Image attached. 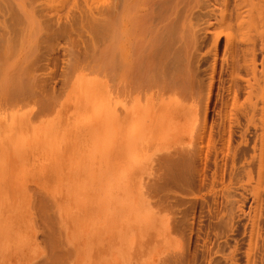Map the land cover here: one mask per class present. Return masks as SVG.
<instances>
[{"label":"rangeland","instance_id":"rangeland-1","mask_svg":"<svg viewBox=\"0 0 264 264\" xmlns=\"http://www.w3.org/2000/svg\"><path fill=\"white\" fill-rule=\"evenodd\" d=\"M24 51L44 91L0 88V182L21 187L0 264H264V0H0V67Z\"/></svg>","mask_w":264,"mask_h":264},{"label":"bare ground","instance_id":"bare-ground-1","mask_svg":"<svg viewBox=\"0 0 264 264\" xmlns=\"http://www.w3.org/2000/svg\"><path fill=\"white\" fill-rule=\"evenodd\" d=\"M134 1V0H133ZM181 1H183L184 2V0H181ZM186 2V1H185ZM160 3H161V1H160ZM170 3V2H169ZM129 4V3H128ZM134 4V2L131 4H129V5H127V7H126V9H125V11H127L128 13H129V11H131L132 9H133V6L136 8V6L137 5H133ZM165 5V4H164ZM175 6V5H174ZM164 7V6H163ZM169 7V6H168ZM173 7V6H172ZM171 8V7H170ZM173 10H175L176 11V9H174L173 8ZM182 10V13L185 11L183 8L181 9ZM184 10V11H183ZM173 13V12H172ZM171 13V14H172ZM185 13V12H184ZM166 14H168V12L166 13ZM160 15V14H159ZM163 15H164V13H163ZM179 17H181L180 15H178ZM178 16H176V17H178ZM159 17V16H158ZM170 17V16H169ZM199 17V16H198ZM163 18V17H162ZM165 18V17H164ZM171 18V17H170ZM174 18L175 17H173L172 19L174 20ZM182 18V17H181ZM180 18V19H181ZM172 19H171V21H172ZM179 19V18H178ZM184 19V18H183ZM158 20V19H157ZM159 21V20H158ZM170 21V22H171ZM180 22L182 21V19L181 20H179ZM179 21H177V22H179ZM196 21V20H195ZM118 22H116V20L115 21H111V22H109V24L108 25H106V26H110V27H112V28H116L117 26H115L116 24H117ZM161 23V22H160ZM172 23V22H171ZM174 23H175V20H174ZM174 23H172V24H174ZM182 23V22H181ZM181 23H178L179 25L181 24ZM171 24V25H172ZM178 24L176 23L175 25L176 26H178ZM170 25V23L168 24V26ZM170 25V26H171ZM169 26V27H170ZM188 26V25H187ZM171 27H173V26H171ZM175 27V26H174ZM180 27H181V25H180ZM180 27H178V29H176V28H174L175 29V31H177L178 32V30H179V28ZM191 27V26H190ZM186 28V27H185ZM181 30L183 29L182 27L180 28ZM171 30H172V28H171ZM166 31H167V29H166ZM186 31V30H185ZM183 32V34H180L182 31H180L179 32V37H180V39H182V37L180 36V35H185L184 37V40H186V38L188 39V36L189 35H187L186 36V32ZM170 32V31H169ZM166 33V32H165ZM164 33V34H165ZM189 33H190V31H189ZM194 33H196V32H194ZM193 33V34H194ZM167 34H168V40L170 39V38H172V40L175 38L176 40H177V42H179L178 40L179 39H177V37H175V35H173V37H171L172 36V34H169L168 32H167ZM171 35V36H170ZM165 36L167 37V35L165 34ZM178 36V35H177ZM192 36V35H191ZM178 37V38H179ZM192 38V37H191ZM192 39H194V38H192ZM172 40H169V41H172ZM169 41H166V44H170L169 43ZM187 41V40H186ZM191 41V40H190ZM172 43V42H171ZM181 43V42H180ZM179 43V44H180ZM183 43V42H182ZM191 43V42H190ZM173 44V43H172ZM41 45V44H40ZM173 46V45H172ZM171 46V47H172ZM175 46V45H174ZM183 46V45H182ZM186 46V45H185ZM38 47V44L36 45V47H35V49ZM181 47V46H180ZM40 48V47H39ZM147 49H146V51L147 50H149L148 49V47H146ZM174 48V47H173ZM182 48V47H181ZM181 48H179V49H181ZM33 49V48H32ZM186 49V48H185ZM31 50V49H30ZM174 50V49H173ZM33 51V50H32ZM35 51V50H34ZM33 51V52H34ZM145 51V52H146ZM31 51H28V52H26V51H24L23 53H22V55H21V59H18L19 60V63L17 62V61H15V63L17 64V65H19V67L18 66H16V69L14 68L13 69V64L11 65V66H9V68L8 67H4V66H2L1 65V67H0V88L1 89H5V88H10L11 90L13 89V91H12V93L14 92L16 95L14 96H12L11 95V97H14L15 99H17L16 101H18V103L19 104H22L21 102H29L31 99H32V97H36L35 96V94L39 91L38 89H40L41 91H44L43 90V88L41 87L42 86V84H41V82L38 80L39 79V77L37 78V76L35 75V73L33 72L34 70V67H33V65L32 64H30V62H27L28 60H25L26 58H27V56L29 55V54H31L30 53ZM135 53H136V51H135ZM148 53H152V51L150 52H148L147 51V54ZM137 54V53H136ZM87 55V54H86ZM142 56V55H141ZM148 56H152V54H150V55H148ZM154 56V55H153ZM165 57V56H164ZM84 58H86L87 59V57L85 56ZM154 58V57H153ZM168 58V57H167ZM24 60V61H23ZM30 60V59H29ZM167 61V60H166ZM43 62V61H42ZM165 62V61H164ZM78 64V63H77ZM76 65V64H75ZM149 70H151V71H155V73H158V70L156 69V66H157V64H153L150 60H147V62L144 64ZM166 65V64H165ZM14 66V67H15ZM158 66L160 67V63L158 62ZM18 67V68H17ZM83 67V66H82ZM75 68V67H74ZM74 68H73V70H74ZM163 68V67H162ZM9 69H12L11 71H9ZM37 69V68H36ZM166 69V68H165ZM14 70H16V71H14ZM38 70V69H37ZM157 71V72H156ZM167 71V70H166ZM71 72V71H70ZM168 72V71H167ZM73 73V72H72ZM169 73V72H168ZM167 73V74H168ZM164 74H166V73H164ZM170 74V73H169ZM152 75H153V73H152ZM80 76V75H79ZM78 76V77H79ZM71 77V76H70ZM81 77V76H80ZM101 77V76H100ZM168 77V76H167ZM21 78H23L22 80H24V81H20V79ZM85 78V77H84ZM171 78V77H170ZM47 79V78H46ZM87 79V78H86ZM94 79V78H93ZM169 79V78H168ZM41 80V79H40ZM105 80V79H104ZM169 80H171V79H169ZM168 80V81H169ZM65 81V80H64ZM72 81H73V79H72ZM82 81V80H81ZM91 81H92V79H91ZM99 81V80H98ZM166 81V80H165ZM71 82V81H70ZM69 82V83H70ZM72 83V82H71ZM79 84H80V81L78 82ZM105 83H106V81H105ZM68 85V84H67ZM70 85H72V84H70ZM74 85H76V84H74ZM74 85L72 86V87H74ZM80 85H82V83L80 84ZM79 85V86H80ZM161 85V84H160ZM69 86V85H68ZM77 87H78V85H76ZM84 86H86V85H83L82 87L84 88ZM13 87V88H12ZM81 87V88H82ZM82 90V89H81ZM84 90V89H83ZM22 92V93H21ZM84 92V91H83ZM113 92V91H112ZM90 93V92H89ZM19 94H21L20 96H18ZM112 95V94H111ZM82 96V95H81ZM84 97H85V95H84ZM84 97H83V99H84ZM65 98V97H64ZM97 98V97H96ZM10 99V98H9ZM14 99V100H15ZM34 99V98H33ZM11 100L13 101V99L11 98ZM80 100V99H79ZM85 100V99H84ZM115 100V99H114ZM120 101H121V99H119ZM7 101H9V100H7ZM94 101V100H93ZM96 101V100H95ZM99 101V100H98ZM113 101V100H112ZM36 102H38V100L36 101ZM77 102H79V101H77ZM81 102V101H80ZM81 103H83V101L81 102ZM90 103H92V102H90ZM123 103V102H122ZM121 103V104H122ZM96 104V103H95ZM133 104V103H132ZM76 105V104H75ZM84 105V106H83ZM92 105V104H91ZM106 105V104H105ZM114 105H116V104H114ZM5 106V105H4ZM87 104H82V106H78V107H76V108H74L75 110H76V112H83L84 110H86V108H87ZM164 106V105H163ZM95 108V107H94ZM61 109V108H60ZM96 109H98V107L96 108ZM128 109V108H127ZM59 109H57V111H58ZM74 110V111H75ZM88 110H90V108L88 107ZM96 111V110H95ZM120 111V110H119ZM72 112V111H71ZM101 112H102V110H101ZM111 112V111H110ZM114 113V112H113ZM132 113V112H131ZM151 113H152V111H151ZM90 115V114H89ZM94 115V114H93ZM1 117V116H0ZM153 117V116H152ZM31 118V117H30ZM12 119V118H11ZM106 119V118H105ZM13 120V119H12ZM100 120H101V118H100ZM32 121V120H31ZM77 123H79V125L81 126V127H83V130H86V132L89 130V128H90V126L92 125L91 123H87V122H80V121H77V120H75ZM122 121V120H121ZM108 123V122H107ZM114 123V122H113ZM124 121H123V124H122V127H124V126H126V125H128V124H126V125H124ZM97 124H99V123H97ZM115 124V123H114ZM1 125V124H0ZM31 125V124H30ZM109 126V125H108ZM146 126V125H145ZM148 126V125H147ZM99 127V126H98ZM121 127V128H122ZM77 128V127H76ZM117 128V127H116ZM150 128V127H149ZM8 129V128H7ZM189 129V128H188ZM145 130V129H144ZM118 131H120V130H118ZM112 133H113V131H112ZM117 134V133H116ZM115 134V135H116ZM1 135V134H0ZM2 135H3V133H2ZM133 135V134H132ZM136 135V134H135ZM23 136V135H22ZM138 136V135H137ZM137 136H135V137H137ZM146 136V135H145ZM6 137H7V135H6ZM118 138V137H117ZM121 138V137H120ZM127 138H128V135H127ZM138 138V137H137ZM119 139V138H118ZM136 139V138H135ZM3 136H1L0 137V153H2V155H5L6 153H7V151L6 150H2V146H3ZM132 140V139H131ZM134 142V141H133ZM10 146V145H9ZM13 146V145H12ZM4 149V148H3ZM10 149V148H9ZM16 149V148H15ZM162 150H163V148H162ZM25 151V150H24ZM62 151H63V149H62ZM65 151V150H64ZM75 150L73 149V151L71 152V154H73V152H74ZM65 153V152H64ZM63 154V153H62ZM67 155H69V157H68V159L70 160V157H71V155L70 154H68L67 153ZM114 155V154H113ZM9 156V155H8ZM65 158V157H64ZM21 160H22V158H20ZM3 161V160H2ZM66 161V159H63L62 160V163L60 162L59 163V159H58V161H57V165H53V166H49L46 170H47V173H54L55 174V172H56V170L58 169H61V168H63V163ZM67 162V161H66ZM65 162V163H66ZM136 162H138V161H136ZM127 163V162H126ZM7 164V163H6ZM5 164V165H6ZM61 164V165H60ZM135 166V165H134ZM80 167H82V166H78L77 165V168L79 169ZM136 168V167H135ZM68 169H69V172H74L75 170L77 171V169L76 168H72V163H71V166H68ZM82 171L84 172V174L87 172V167H85L84 169H82ZM139 172V171H138ZM146 172V171H145ZM13 173V172H12ZM90 173V172H89ZM50 174V175H51ZM53 174V175H54ZM9 175H10V173H9ZM8 175V176H9ZM12 175V174H11ZM86 175H87V173H86ZM135 175V174H134ZM138 175V174H137ZM11 177V176H10ZM77 177H79V175L77 176ZM87 177V176H86ZM105 177V176H104ZM89 178V177H88ZM238 178V177H237ZM17 179V178H16ZM48 179H49V177H44V179H42V180H40L39 181V183H38V185H40V186H45V185H48ZM90 179V178H89ZM11 180H12V178L9 180H6V181H2L1 180V182H0V193H2V194H12L13 193V195L14 194H16L17 192H20L19 190L21 189V187H18L17 185H16V183H12V182H14V180L11 182ZM20 181V180H19ZM25 181V180H24ZM83 181H84V183L85 184H82V185H85L84 187H85V190L87 191L88 189L86 188V187H88V183H90V182H85V180H82V183H83ZM86 181H87V179H86ZM89 181V180H88ZM92 182V181H91ZM94 182V181H93ZM20 183H21V181H20ZM25 183V182H24ZM102 184V182H101V180L100 181H98L97 182V185H98V187H97V185L95 184V188L97 189H100V191L102 190L101 188L103 187V185H99V184ZM23 184V183H22ZM131 184V183H130ZM140 185V184H139ZM70 186V185H69ZM90 186H91V184H90ZM100 187V188H99ZM104 187H105V185H104ZM137 187V186H136ZM26 188V187H25ZM25 188H23L22 187V189H23V191L25 192ZM83 188V187H82ZM84 189V188H83ZM105 189V188H104ZM104 189L102 190V192H104L105 193V191H104ZM132 189V188H131ZM138 189V188H137ZM79 191H81V190H79ZM98 191V190H97ZM109 191V189L106 191V192H108ZM136 191V190H135ZM75 192V191H74ZM84 192V191H83ZM83 192H80L81 193V195H83L84 193ZM124 192V191H123ZM57 193V192H56ZM79 193V194H80ZM83 193V194H82ZM92 193V192H91ZM100 195V194H99ZM107 195V194H106ZM125 195V194H124ZM1 196V195H0ZM53 196H54V194H53ZM93 196V195H92ZM48 197V196H47ZM56 197V196H55ZM75 197H76V195H75ZM103 197V196H102ZM107 197V196H106ZM57 198V197H56ZM60 198V197H59ZM78 199V198H77ZM91 199V198H90ZM106 199V198H105ZM108 199V198H107ZM98 200V199H97ZM99 200H102V199H99ZM59 201V200H58ZM85 202V205H87L86 204V201H87V199H85L84 200ZM1 202V201H0ZM3 202V201H2ZM88 203H89V201H87ZM91 202V201H90ZM101 202V201H100ZM106 202V201H105ZM5 203V202H4ZM102 203H104V202H102ZM111 203V202H110ZM90 204V203H89ZM98 205H99V203H98ZM104 205V204H103ZM105 205H107V202H106V204ZM104 205V206H105ZM90 206H91V204H90ZM101 206V205H100ZM88 208V207H87ZM90 208V207H89ZM91 208H92V206H91ZM100 208V207H99ZM89 210V209H88ZM101 211V210H100ZM80 213H81V211H80ZM87 213V212H86ZM96 214V213H95ZM81 216H82V214H80ZM107 215V214H106ZM127 215V214H126ZM10 216H12V215H8V218L10 217ZM71 215H69L68 217H70ZM119 216V215H118ZM83 217H84V215H83ZM122 217V216H121ZM146 217V216H145ZM4 220H5V218H4ZM144 220V219H143ZM97 221V220H96ZM2 222V221H1ZM6 222V221H5ZM159 223V222H158ZM119 224V223H118ZM117 225V224H116ZM87 226H88V224H87ZM100 226V225H99ZM107 226V225H106ZM114 228V227H113ZM167 228V227H166ZM97 229V228H96ZM87 230V229H86ZM113 230V229H112ZM111 230V231H112ZM102 231V230H101ZM117 231V230H116ZM106 232V231H105ZM113 232V231H112ZM134 232V231H133ZM102 233V232H101ZM95 234V233H94ZM116 234V233H115ZM104 235V234H103ZM100 236H102V234L100 235ZM116 235H114L113 237H115ZM94 237V236H93ZM93 237H92V239H93ZM97 237V236H96ZM117 237V236H116ZM168 237V236H167ZM95 238V237H94ZM103 239V238H102ZM114 239H116V238H114ZM120 239V238H119ZM93 240H95V239H93ZM138 240H140V239H138ZM1 242V241H0ZM67 242V241H66ZM116 242V241H115ZM115 242H114V244H115ZM120 242H122V241H120ZM124 242V241H123ZM130 242V241H129ZM157 242V241H156ZM96 243V242H95ZM68 244V243H67ZM123 244V243H122ZM130 244V243H129ZM121 245V244H120ZM95 248V247H94ZM102 248V247H101ZM100 249V248H99ZM74 251V250H73ZM94 251H95V249H94ZM72 253V252H71ZM105 253V252H104ZM94 254V253H93ZM94 256V255H93ZM96 256H97V254H96ZM54 257V256H53ZM51 259H53V258H51ZM55 259V258H54ZM54 259H53V261H54ZM95 259H96V257H95ZM76 263V262H75ZM74 263V264H75Z\"/></svg>","mask_w":264,"mask_h":264}]
</instances>
